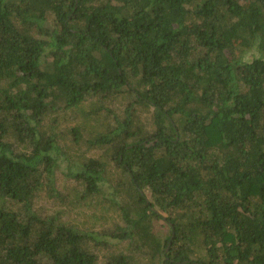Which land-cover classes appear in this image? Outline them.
Masks as SVG:
<instances>
[{"label": "trees", "instance_id": "16d2710c", "mask_svg": "<svg viewBox=\"0 0 264 264\" xmlns=\"http://www.w3.org/2000/svg\"><path fill=\"white\" fill-rule=\"evenodd\" d=\"M65 159L118 222L40 214ZM0 264H264V0H0Z\"/></svg>", "mask_w": 264, "mask_h": 264}, {"label": "rangeland", "instance_id": "374dc122", "mask_svg": "<svg viewBox=\"0 0 264 264\" xmlns=\"http://www.w3.org/2000/svg\"><path fill=\"white\" fill-rule=\"evenodd\" d=\"M57 111V112H56ZM53 113H50L45 117L43 125L44 129L47 131H53L55 133L61 134L60 145H66L69 154L72 155L73 159H80L83 157H98L100 159L107 160L108 157H105L101 154V150L88 149L85 150V147L79 142L78 146H74L70 143L69 140V126L71 125V117L75 116L71 110H56ZM146 111L140 110V117H146ZM150 115V112L147 113ZM77 117L79 115H76ZM95 131H92L93 134ZM72 145V148L70 146ZM108 169H110L112 176L114 178L118 173V169L114 168V163L109 162ZM75 169V162L67 163L66 159L60 162L58 170H56V187L58 192L62 195H65L66 199L63 200H47L46 198L38 199L35 203L37 210L41 215L57 213L62 221L71 223L78 227L81 231H89L95 229H101L104 227H110V224L113 222H118L117 217L115 216V210L108 205V202L102 195L91 200L90 205H82L78 203V194L82 190L81 181L69 176L71 172ZM109 185L111 183L109 180ZM112 190V189H111ZM108 193L109 190L106 189ZM109 208V209H108ZM155 222V228L159 231V236H164L166 232V226ZM117 249L124 250L127 247L126 242H118L116 244ZM90 249L97 253L98 259L100 262L103 261V257L108 253L106 248H103L102 245L94 244L90 242Z\"/></svg>", "mask_w": 264, "mask_h": 264}]
</instances>
